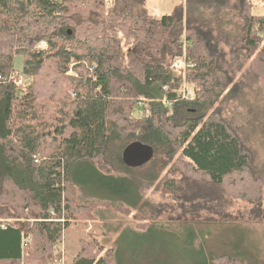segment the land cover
<instances>
[{
	"label": "trees",
	"instance_id": "obj_1",
	"mask_svg": "<svg viewBox=\"0 0 264 264\" xmlns=\"http://www.w3.org/2000/svg\"><path fill=\"white\" fill-rule=\"evenodd\" d=\"M254 5L185 0L156 18L147 0H0V264H57L65 230L110 207L75 199L73 170L82 162L104 179L132 183L125 202L133 196L135 208L152 187L177 196L182 176L202 177L234 200L264 201V166L219 108L232 86L222 36L264 80V17ZM184 35L189 100L178 93ZM20 76L31 79L29 87ZM82 112L89 127L77 126ZM136 143L152 150L141 166L125 159ZM118 209L133 213L125 204ZM141 216L133 218L146 231ZM83 242L71 264H115L116 248ZM211 261L241 264L226 255Z\"/></svg>",
	"mask_w": 264,
	"mask_h": 264
},
{
	"label": "rangeland",
	"instance_id": "obj_2",
	"mask_svg": "<svg viewBox=\"0 0 264 264\" xmlns=\"http://www.w3.org/2000/svg\"><path fill=\"white\" fill-rule=\"evenodd\" d=\"M184 1L148 0V8L154 17L162 18ZM252 1L255 2L253 14L264 17V0ZM220 39L226 53L222 66L231 77L232 86L219 108L254 151L255 164L261 167L264 166V80L249 69L250 60L245 52L225 46L224 36ZM39 48L46 49L47 44ZM22 59L18 57L15 62L20 72ZM31 82L25 79L24 87H29ZM140 112L141 109H135L137 116ZM77 126L89 127L83 112ZM76 142V137L71 140ZM99 171L88 162L74 167L75 199L83 205L103 202L110 207L96 210L93 219H80L65 230L59 245L64 249L65 264H71L79 254L83 240L92 239H97L104 250L116 248L115 264H225L211 261L213 256L223 255L238 259L241 264H264V201L251 204L234 200L223 188L202 177L192 179L179 174L177 177H182L176 178L180 183L177 196L152 187L145 190L141 204L135 208L133 196L129 203L125 202L132 183L104 179ZM147 201L146 212L141 206ZM121 204L133 213L120 211ZM136 213L142 215L144 227H148L146 231L143 222L139 225L133 218Z\"/></svg>",
	"mask_w": 264,
	"mask_h": 264
},
{
	"label": "built area",
	"instance_id": "obj_3",
	"mask_svg": "<svg viewBox=\"0 0 264 264\" xmlns=\"http://www.w3.org/2000/svg\"><path fill=\"white\" fill-rule=\"evenodd\" d=\"M182 42H183L184 47H185L184 48L185 49V54H184V56L182 58H180L178 60V67H179L180 70H183V72H184V81H183L182 85L179 87L178 93L180 94L181 99H183V100H189L190 97H191V93H190V91H189V89L187 87V82H186V79H185V73H186V70L187 69H189L190 67H192V64L187 60V49H188L190 43L187 40L186 35L183 36ZM25 79L26 78H24V76H20V78L18 80L19 85H21V86L24 87V85L26 84L25 83ZM147 104H148V101H141V102L138 103V106L145 108L147 106ZM144 112H145L146 115H149L150 114V110L147 109V108H146V110ZM5 226L6 225L4 223L2 227L5 228ZM30 243H31V236L25 237L23 239L22 247H23L24 251L29 248ZM59 252H60V259L57 262V264H65L64 263V260L62 258L64 249H62V250L60 249Z\"/></svg>",
	"mask_w": 264,
	"mask_h": 264
},
{
	"label": "water",
	"instance_id": "obj_4",
	"mask_svg": "<svg viewBox=\"0 0 264 264\" xmlns=\"http://www.w3.org/2000/svg\"><path fill=\"white\" fill-rule=\"evenodd\" d=\"M152 156L150 147L136 143L128 147L125 152V159L131 166H141Z\"/></svg>",
	"mask_w": 264,
	"mask_h": 264
},
{
	"label": "crops",
	"instance_id": "obj_5",
	"mask_svg": "<svg viewBox=\"0 0 264 264\" xmlns=\"http://www.w3.org/2000/svg\"><path fill=\"white\" fill-rule=\"evenodd\" d=\"M148 1V0H147ZM261 1V0H260Z\"/></svg>",
	"mask_w": 264,
	"mask_h": 264
}]
</instances>
